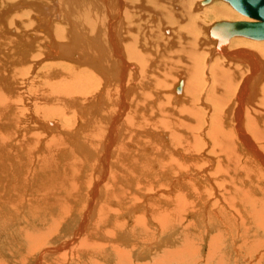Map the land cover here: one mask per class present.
<instances>
[{
  "label": "bare ground",
  "instance_id": "bare-ground-1",
  "mask_svg": "<svg viewBox=\"0 0 264 264\" xmlns=\"http://www.w3.org/2000/svg\"><path fill=\"white\" fill-rule=\"evenodd\" d=\"M138 2V0H0V174H4L0 175V185L2 187L4 185L5 188L9 185L10 179L7 178L10 176L5 179L7 171L12 174L11 181L20 178L18 177L19 169L16 167H23L28 177L33 169L32 165L36 164V168L39 165V168L46 172L49 168H54L55 171L52 170L55 172L54 175L49 173V176H45V181L40 183L43 185L38 187L34 183L37 186L34 189L38 192L37 194L48 197L51 192L55 193L49 183L53 182V179L60 182L58 180L66 176L67 170L64 171L66 167L73 166L76 170L82 167L83 173L80 172L83 175L85 166L89 173L84 180L81 179L83 183L80 184L83 189H86V182L90 180L91 184V172H94L91 169L97 168L95 165H99L100 162L106 167L109 166L111 158L109 155L114 149L115 163L114 160L112 163L116 167H112L115 170L108 181L109 183L113 181L110 189H116L117 192L114 194L115 191H109L111 199L115 198L121 202L119 198L126 197L133 204L131 199L134 201L135 197H139L137 195L134 197L131 195L132 192H126V190L121 193L118 187V184L125 179L128 181L134 177L136 179L134 170L137 167L152 168L149 173L157 180L154 179L152 184L147 183L150 185L149 188L147 185L141 189L157 192L165 188H170L173 192L190 187L205 190L208 185L213 188L216 171L227 170L231 173L230 175L222 174L223 185L230 181V184L227 183L228 186H235L238 195L247 194L245 187H236L238 183L242 186L249 180L260 182L261 206L264 207V40L234 36L233 38L236 39L230 38V42L228 40L220 44L211 34L212 27L220 21L234 20L232 22H235L253 19L239 13L227 0H202L201 3L199 0H146V2L144 0L145 3L141 0V3ZM207 2L211 5L204 7ZM202 8L208 9L198 11ZM136 16L139 17V24L136 22ZM210 17L214 19L207 23ZM18 19L22 22L17 21ZM144 22L148 23L145 25ZM157 30H159L158 33H156ZM142 32L145 35L143 34L141 41L140 33ZM163 33L169 37H165ZM242 45L246 46L242 47ZM235 47L240 49L233 51L230 49ZM223 55L225 58H218ZM43 57L52 61L42 64ZM53 57L59 58V61L66 60L68 64H60L58 60L53 61ZM203 57L206 61L205 68L208 69L205 74H201V66L198 65V61H201ZM234 62L239 63V66L233 65ZM181 71L186 75H183ZM25 74H27L26 77L23 76ZM175 74L179 82L174 83V87H170ZM18 87L22 91L19 89L17 91ZM34 88H36L35 91ZM170 89L180 96L173 95ZM231 93L235 95V98L232 97L234 101L230 104ZM27 98L38 102H33V105L27 108L26 103L29 101ZM41 99H44L46 103L64 104L66 108L62 107L71 116L74 114L73 117L80 113L76 116L80 123L75 125V121L69 115H59L61 117L59 120L61 119L63 123L62 127H57L55 122L49 121L45 127L46 139L34 138L37 133L35 134V129L26 123L24 114L41 123L38 121L41 119L39 112L42 111L44 116L50 113L49 108H40L39 100ZM201 103H205V106L207 103L211 105V108L204 109L200 107ZM257 106H261V110L255 114L254 110ZM74 108L75 112L72 111ZM140 119H147V121L138 127ZM81 135L86 141L84 147L94 149L100 162L99 159L92 158L90 154L82 157L79 155L81 142L78 139ZM204 139L209 143H206ZM206 146H210V160L195 155H199L201 149ZM148 148L149 151H147ZM253 159L258 162H254ZM11 161L15 164L12 165ZM208 163L210 165H206ZM59 166L65 168L60 170ZM120 169H125L130 175L120 174ZM139 169L137 170L140 171ZM212 170H215L214 174L210 173ZM241 170L244 172L242 173ZM14 172L17 173L14 174ZM204 173H206L205 176ZM26 177L21 178L24 179V184ZM30 177L33 178L34 175ZM40 177L34 178L40 179ZM20 181L23 183V180ZM61 182L67 181L64 179ZM140 183L145 185L144 182ZM27 184L30 185L26 183V186ZM199 185H203V188ZM70 186L68 187L71 189L72 186ZM98 186L97 184L92 187L93 196L96 195ZM225 187L222 194L224 199L228 200L231 195ZM12 189L15 188L12 187ZM66 189L67 187L64 192ZM185 192L189 194L190 191ZM204 192H196V197L192 199L197 200L195 206H198ZM75 193H73L74 196ZM77 193H80V190ZM171 193L172 191H168V196L172 197L175 194ZM5 194L1 195L3 205L9 199V195L5 197ZM17 194L13 197L15 198ZM30 198V206L38 210L36 206L38 201L32 196ZM166 199L167 202L164 204L169 206L177 203L175 195L172 199L165 197L163 201ZM70 200H73L72 196ZM155 200L159 202L160 199ZM216 201L213 204H216ZM56 204L60 205V203ZM72 207L74 208L73 204ZM187 207L184 205L185 209ZM17 209L19 204H13L12 210ZM64 209H62L63 214L52 215L51 224L44 223L41 217L31 220L33 225L28 228L27 234L33 233L34 227L36 228L34 232L37 231V233L28 235L26 240L29 243H41L48 238L47 240L58 243L60 251L66 243L60 241L64 236L61 233L63 230L73 233L74 236L82 234L86 229L87 217H78V219L75 216L74 218L66 208ZM193 210L190 211L191 214ZM174 211L176 212V209ZM115 214L118 217L116 222L111 221L115 225L107 229L105 228L109 223L107 225L103 223L107 221V216L98 214L100 219L97 217L95 219L97 221L94 220L95 228L101 227L99 230L101 233L92 232V234L93 236L101 235L102 239L98 236L90 240L88 236L91 232L89 234L85 232L86 236L79 239L77 244L68 243V240L71 250L57 257L58 261L63 260L60 264H65L66 260L72 262L75 258L80 259L82 264L86 259L89 261L90 256L83 257L82 250L86 248L98 252L109 247L113 252L126 256L125 264H135L139 255L144 257L146 254L149 255L152 248L155 249L153 244H157V239L152 237L153 231L150 227L154 214L153 216L150 214L152 216L150 219L144 216L140 219L130 217L127 220L122 219L119 211ZM10 218H4L3 221L9 223L8 226L11 225L9 229L13 230L16 227L18 229V223H21L23 218L21 220L20 216ZM26 221L27 224L31 223ZM128 222L130 227L126 226ZM159 223L165 225V220L161 219ZM137 226L141 228V232L134 233ZM6 231L7 229L2 230L0 237ZM104 235L110 237V239L107 238L108 242L104 239ZM158 239L159 243H163L162 238ZM158 246L160 247V244ZM47 249L51 252L57 250L49 246L45 249L46 252ZM105 253L109 254V252ZM149 263L141 262V264Z\"/></svg>",
  "mask_w": 264,
  "mask_h": 264
},
{
  "label": "rangeland",
  "instance_id": "rangeland-1",
  "mask_svg": "<svg viewBox=\"0 0 264 264\" xmlns=\"http://www.w3.org/2000/svg\"><path fill=\"white\" fill-rule=\"evenodd\" d=\"M138 1L141 3V0H138ZM201 1L199 0L200 3H201ZM142 2H144V0H142ZM145 2H146V0H145ZM210 2L212 3V1H210ZM210 2L205 3L206 5L204 4V7L211 5ZM207 9L208 8H205V9L202 8L201 10L198 9V11H202V10L204 11ZM151 15H153V14H151ZM136 18H137L136 22H137V24H139L140 23V21L138 19L139 17L136 16ZM213 19L214 18H212V17L208 18L207 23L209 21H212ZM17 21L22 22V20H20V19H18ZM229 21H234V20H229ZM239 21H242V20H239ZM146 23H148V22H144L145 25H146ZM164 25H166V24H164ZM149 27H151V26H149ZM158 31L159 30H157L156 33H158ZM143 34L145 35V33H143V32L140 33V36H141L140 40L141 41L143 40L142 39ZM172 34H174V32ZM163 35H164V33H163ZM164 36L169 37V35H166V34ZM237 37H243V36H237ZM231 39H236V38L231 37ZM230 40H229V42H230ZM239 40H242V39H239ZM245 46L246 45H242V47H245ZM240 47H235V49L234 48H230V49H232V51H233V50L240 49ZM214 57H216V55ZM214 57H212V58H214ZM222 57H224V55L219 56L218 58L221 59ZM43 58L41 59L42 64H43V62H46V61H50V60L52 61V59L48 60L45 57H43ZM58 59L59 58H57V57H55V58L53 57V61H57ZM204 59H205V57H203L201 61H198L199 62L198 65L201 66L200 70H202L201 74L202 73L205 74V71H206V73L208 71V69L205 68L206 67V61ZM57 62L60 64L61 63L68 64V62L66 60L65 61L64 60L63 61L58 60ZM228 62L230 63V60ZM29 64H31V63H29ZM232 64L235 66H239V63H236V62H234ZM23 69L25 70V67H23ZM182 74L186 75L184 72H182ZM26 75L27 74H25L23 76L26 77ZM207 76H208V74H207ZM19 79H20V77H19ZM177 82H179V80L175 74L174 81L172 83H170L171 84L170 87H174ZM19 88L20 87L17 88V91ZM171 89H173V88H171ZM35 90H36V88H34V91ZM19 91H22V90L19 89ZM171 92L175 96H180L178 94L176 95L174 90H171ZM27 96H29V95H27ZM232 97L235 98V95L233 96V94L231 93V96L229 98L230 104H231V102L234 101ZM256 97H257V95H256ZM27 100H29V98H27ZM39 101H41L40 108H42V109H44V108L48 109L49 108L48 112H50L52 115L50 113H48L49 116L48 115L44 116V113H42V111L39 112V114L41 115L40 116L41 119L38 121L39 122L41 121V123H38L37 121H34L33 118H29V117H27L26 114H24V116L26 118L25 119L26 123L29 124L31 126V128L35 129L34 133L35 132L37 133V134L35 133L36 136L34 138H39V139L45 138L46 139L45 134H47V129L45 127L47 125V122H49V121L55 122L57 127H59L63 124L61 119L59 120V118H61L60 116H63V115H66V116L69 115L70 117H72V119L75 121V125L76 124L78 125L80 123V120L78 118H76V116H79L80 113L78 115L76 114L74 117H73L74 114H72V116H71L70 113L68 114V111L63 108V107H65L64 104L61 105L62 103H58V105H59L58 106L57 103L56 104H54L53 102H47L46 103L44 99H41ZM28 102L30 104H28ZM33 102L35 103L38 101H36L35 99H31V100L27 101V103H26L27 108L28 107L30 108L33 105ZM52 104L54 106L55 105L56 106L54 107ZM206 105L207 106H205V103H201L200 107L202 106L204 109L211 108V105H209L207 103H206ZM259 110H261V106L255 107V110H254L255 114ZM64 111H66V112H64ZM72 111L75 112V108ZM61 112H64V113H61ZM245 114H246V111H245ZM140 120H141V122H140V124L138 123V127L140 125H143L147 121V119H140ZM166 133L168 134V132H166ZM43 134L45 136H43ZM83 138H84V136L81 135L80 139H78L81 142V143L79 142L80 143L79 148H81V151H79V155L82 157L83 155L88 156L90 154L91 157L93 156L92 158L95 157V159L98 160L99 158H98V156H96L98 154L95 151H93L94 149L90 150L89 148L84 147L86 145V141ZM82 141H84L85 143ZM204 141L206 143H209L208 141H206V139H204ZM81 145H82V147H81ZM209 149H210V146H206L205 148L201 149L199 155L195 154V151H193V154H195L197 157L200 156L202 158H206V159L210 160L209 154L211 152L209 151ZM147 151H149V148ZM91 152H93V154ZM112 153H114V149L111 150V153L109 155L111 158L109 159L110 163H108V165H109V166H107L108 168L106 166H104L100 162V159H99L98 161L100 162L99 163L100 166L95 165L97 168L91 169V171L94 170V172L93 171H92L93 173L91 172V174H92L91 184H90V180H89V182H86V184H85L86 189H83L82 184H80V183H83V181L81 182V179L83 178V180H84L86 177V174L89 173L88 169H85V166L83 168V171L85 174V175L83 174L84 176L82 175L83 172L81 171L82 167H79V168H77L79 170H76L73 166H68L66 168L59 166L60 170H62L64 168H65L64 171L67 170V171H65L66 176L65 175L62 176V179L58 180L60 182H57L55 179H53L54 180L53 182H55V181L56 182L54 184H53V182L49 183V186L52 187L51 188L52 190L54 189L53 192H55V193L51 192V195L48 197L47 196L45 197V195L42 196L41 194H37L38 192L34 189H36L37 186L39 187L40 185H43L40 183H43L45 181V176H49L50 174L55 173L54 168H49L46 172V170H41L39 168V165H37V168H36V164L32 165L33 169H31L30 176L34 175V177L36 176V178H39L40 176L43 177V175H44V177L42 179H41V177H40V179H36L33 177L34 180L36 179L35 181L32 180L33 178H31L30 176L28 177L26 175V172L24 171L23 167H20V168L16 167L19 169L18 171L20 172V174L18 173V175H19L18 177H20V178L15 180V181H13L14 180L13 179L12 180L13 182L11 181L12 174L8 173V171H7L5 174V179H6V177L10 176V178H7V179H10L9 181L11 184L9 183V185L6 186V188L4 187V185H3L4 188L0 185L1 186L0 193L2 191L7 193V194H5L4 192H2V194H0V197H1V195L3 196L4 194H5V197L9 195V199L6 201L5 205H3V202H1L2 197L0 198V203H1L0 204V232L2 230L4 231L6 229H7V231L9 230L10 232L6 231V233L1 234L2 237H0V264H60L63 262V260L58 261L57 257L59 255H62L65 251L71 250V244H68V243L73 244V242H75L77 244V242L80 241L79 239L86 236V233L89 234L91 232L90 234L92 236H93L92 232H98L99 233L100 232L99 230H101V227L95 228V225H96L95 221H97L95 219H97V217H98V219H100V216H102V215H105L108 218L106 221L107 223L102 220L103 223H105V225H107L109 223L105 229H107V227L110 228L111 226H114L115 223L112 224V222H116L115 220L118 217L116 216L115 213H117L118 211L120 212V215L122 216L123 220H127L130 217L140 219L141 217H144V216L145 217L148 216L147 218L150 219V217H152L154 214V217L151 219H153V222H155V225H153V222L151 220V223H150L151 226L150 227H151V231H153L152 237H153V239H157V244L156 243L153 244V247L155 249L152 248L151 251L149 250L151 252V253H149V255L146 254L145 257H144V255L143 256L139 255L138 256L139 259L136 260L135 264H138L139 262L141 264L142 261H143V263L144 262L149 263L152 260L153 261L149 264H152V263L153 264H156V263L157 264H161V263L162 264H264V226L262 225V224H264V207L261 206V183L260 182L256 183L257 180H256V182L249 180V181H246L245 184H242V186H241V183H238V185L236 184L237 188L238 187H245L246 188L247 194L241 193L243 196L245 195L243 197L240 194L238 195V193H236V189L234 188L235 186H230V187L228 186L230 184L229 183L230 181L225 182V185H223V183H224L223 179L224 178H223L222 174L223 173H229V175H230L231 172H227V170H225L224 172H223V170H219V171H216V176L214 175L215 186H213V188L208 185V187L205 188V190L204 189L200 190L198 187H196L197 189L190 187L189 188L190 190L184 188V189H180L178 191L176 190L174 192L170 188L169 189H167V188L159 189L158 192L157 191H148V189L145 190V189H141V188L143 186H147L149 183L152 184L154 182V179H156V178H154V176L151 177V174L149 173L150 170H152V168L145 169L146 168L145 167V168L139 169L137 167V169H139L140 171H138L137 169L134 170L136 175H137L136 179H135V177L133 179H131L130 181H128V179H125L123 182L121 181L118 184V187H120L119 192H121V193H123V191L126 190V192H128V191H130V193L132 192L131 195H133L134 197L136 195L139 197L138 198L135 197L134 201H133V199H131V201L134 202L133 204L131 202H129L130 200H128L126 197L119 198V200L121 201V202H119L118 199L116 200L115 198H112V199L109 198V191H115L114 194L117 192L116 189H110L111 185H113V181L110 183L108 181V178L112 177L113 170H115L112 167H116V165L112 163V161L115 159V153H114V155ZM99 154H101V152H99ZM77 158H79V157H77ZM253 160H254V162L255 161L258 162L256 159H253ZM12 161H11V164L14 165L15 163ZM114 163H115V160H114ZM112 165H114V166H112ZM206 165H210V164L208 163ZM152 167L155 170V167L154 166H152ZM53 169H54V171H52ZM74 169H75V171H74ZM21 170L24 172L22 173ZM33 170H34V172H33ZM85 170H87V172H85ZM70 171H71V173H70ZM241 171H242V173L244 172L243 170H241ZM16 173L17 172H14V174H16ZM40 173H41V175H39ZM94 173L97 176L93 175ZM119 173L123 174V175H130V173H128L125 169H120ZM145 173H146V175H145ZM210 173L214 174L215 170L210 171ZM2 174L3 173H1L0 175H2ZM22 174H23V176H22ZM80 174L82 177L80 176ZM205 174L206 173H204V176H205ZM90 175H89V177H90ZM148 175H149V177H147ZM24 176L25 177L27 176L25 178L26 183H30V185L27 184V186H26V183L24 184V179H21V178H24ZM99 176H101L102 178L101 177L97 178ZM217 176H218V178H217ZM244 176H246V174H244ZM151 178L153 179V181H150V180H152ZM64 179H65V181H67L69 183H67V182L62 183L61 181H63ZM142 179H144V181H142ZM20 180H23V183ZM95 180L96 181L99 180L98 181L99 183L96 182ZM104 180H106V181H104ZM92 182H94V183H92ZM140 182H144L145 185H143V183L141 184ZM219 182H220V184H219ZM34 183H36L37 186ZM137 183L141 184V185L139 186ZM227 183H229V184H227ZM97 184L99 186L97 187V190L95 191L96 195L93 196L92 195V191H93L92 187H95V185L97 186ZM133 184H134V186H133ZM69 185L72 186V187L70 186L71 189H73L72 191L68 187ZM90 185H92V186H90ZM149 186L150 185H148V188H149ZM202 186L203 185H199V187H202ZM225 186H228V187H225ZM9 187H11V189ZM12 187L15 189L13 190ZM66 187H67V189L65 190V192H67V194L64 192V189ZM130 187H132V188H130ZM220 187L222 189H220ZM223 187L227 188V192L231 195L229 197V199H231V201L229 199L227 200L226 198L224 199ZM7 188H8V190H7ZM233 188H234V190H233ZM9 189H10V191H9ZM16 189H18V190H16ZM212 189L213 190L215 189V191H213ZM228 189H229V191H228ZM12 190H13L14 194L12 193ZM57 190H58V192L56 193ZM60 190H62V191H60ZM79 190H80V193H77ZM101 190H103V191H101ZM167 190L169 192L172 191L173 194L175 193L174 195H175V198H177V200H176L177 203H174V204L172 203L170 206L167 204H164L165 202H167V199L165 201H163L165 199V197H167V198L170 197L171 199L174 198V195H172V197H171V195L168 196ZM191 190H193V191H191ZM185 191H187V192L190 191L192 193V195L189 192V194H190V196H189V194L186 193ZM197 191H205V192H204V196L201 197L199 204H197L198 206H195L196 205L195 202L197 200L193 201L194 200L193 197L194 198L196 197L195 194ZM16 192L19 194H17ZM181 192H184V193H181ZM58 193H59V195H58ZM61 193H62V196H61ZM73 193H75L76 197L73 195ZM134 193H135V195H134ZM15 194H17V196L14 198L13 195L15 196ZM78 194H79V196H78ZM88 194H90V195H88ZM146 194H147V196H146ZM87 195H88V197H87ZM30 196H32L33 199L38 201V204H36V206L38 207V208L37 207L36 208L38 210H35L34 207L30 206V199H31ZM71 196H72L73 200H70ZM112 196H110V197H112ZM222 196H223V198H222ZM17 197H21V198L17 199ZM68 197H69V199H68ZM232 197L234 200L232 199ZM181 198H183V199H181ZM24 199H25V201H24ZM81 199H83V200H81ZM155 199H157V200L160 199V200L158 202ZM13 200H16V201H13ZM68 200H70V201H68ZM184 200L187 202H185ZM51 201H53V202H51ZM108 201H109V203H108ZM191 201H193V202H191ZM215 201H216V204H213V202H215ZM56 203H60V205H57ZM86 203H87V205H86ZM190 203L192 204L191 206H190ZM13 204L14 205L19 204V209H17L16 211L12 210ZM65 204H67V205L65 206ZM72 204H73L74 208L72 207ZM74 204H77V205H74ZM80 204H81V206H79ZM84 204H85V207H84ZM126 204H127V206H126ZM217 204H218V206H217ZM181 205H183V206L181 207ZM184 205H187L188 207L185 209ZM87 206L90 209L87 208ZM191 207H193V208H191ZM64 208H66L69 211L70 215L74 216V218H76V217L81 218L84 216L87 217L86 229L83 230L82 234L74 236L73 233H71L69 231L67 232V230H63L61 233L64 236L60 239V241H63V242L65 241L66 243L62 246L60 251L58 250L59 249L58 243L51 242V241L47 240L48 238L44 239V241L47 240L46 242L43 241L41 243H39V242L38 243L37 242L36 243H29L26 240L28 238L27 237L28 235L31 236L32 234L34 235L37 233V231L34 232V230L36 229L34 227L33 233L27 234L28 228L33 225V222H31V220L34 221L37 218L41 217V219L45 221L44 223L51 224L52 215L58 216V215L63 214V210H65ZM75 208H77L78 210ZM103 208L104 209L107 208L106 209L107 212L104 211ZM139 208H141V209H139ZM166 208H167V210H166ZM190 208H191V210L195 209L192 211L193 212L192 214L190 212L191 211ZM197 208H199V210L196 211ZM74 209H75V211L76 210L77 211L75 212ZM82 209H84L85 212H84V210L82 211ZM175 209H176V212L174 211ZM201 209L202 210L204 209V210L201 211ZM212 209L215 212H213ZM220 209H221V211H220ZM70 210H73V211H70ZM114 210H116V212ZM183 210H184V212H183ZM122 211L124 213H122ZM131 211H132V213H131ZM154 211H157V212H155L156 214L154 213ZM167 211L169 213L166 214ZM199 211L201 213L202 212L203 213L201 214V213H199ZM77 212H78V214H77ZM186 212L188 214H186ZM195 213H197V214H195ZM74 214H77L78 216L74 215ZM98 214L100 216H98ZM114 214H115V216H114ZM150 214L152 216H150ZM158 214H160V215H158ZM173 214H175V216ZM198 214H201V215H198ZM81 215H83V216H81ZM19 216H20V220H21V218H23V220L21 221V223H18V225H19L18 229H17V227L13 230L9 229L11 227V225L8 226L9 223H6L3 221L4 218H10L11 217L10 219H12L13 217L19 218ZM49 217H50V220H49ZM113 218H115V219H113ZM262 218H263V220H262ZM161 219H163V221L165 220V225L164 224L162 225L159 223V221ZM26 220L30 221L31 223L28 222V224H27ZM181 221H183V222H181ZM261 222H263V223H261ZM89 223H90V225H89ZM110 223H111V225H110ZM126 226L130 227L129 222L126 223ZM23 228H24V230H23ZM88 229H89V231H88ZM94 229L95 230L97 229V230L95 231ZM159 229L164 230L163 231L164 234L162 233V230L159 231ZM139 231L141 232V228L139 226H137L134 233H136V232L139 233ZM157 232H160L159 234L162 237H160V235L157 234ZM90 234H89V236L87 235L88 237H90V240L94 239V237L99 236V235L95 234V236L92 237ZM164 235H166V236H164ZM103 237L107 242L110 239V237H108L106 235H104ZM99 238L102 239L101 235L99 236ZM107 238H109V239H107ZM158 238H162L163 243L162 242L159 243ZM70 240H71V242H70ZM67 241H68V243H67ZM35 244L37 246H35ZM159 244H160V247L158 246ZM39 245L41 248L39 247ZM48 246L51 248H57V250L56 251L52 250V252H51L50 250L47 249L48 251L46 252L45 249L48 248ZM120 246H122V245H120ZM157 247H158V249H156ZM39 249H41V250H39ZM30 250H31V253H30ZM82 252L84 254L83 255L84 258L85 257L88 258L90 256V258H88L89 261H87V259H86L84 264H125V260H126V258H125L126 256H123L122 254H117V253L113 252V250H111L109 247L104 249V250L98 251V252L96 250L91 249V248H86V249L82 250ZM105 252H109V254L105 253ZM81 256H82V254H81ZM108 256H109V258H108ZM149 256H151V257H149ZM157 258L158 259L161 258V259L159 261H157L158 260ZM35 259H36V263H35ZM79 260L80 259H78V258L73 259L72 262H74V263H72L70 260H66V261L69 263L71 262L72 264H82V262ZM67 262H65V264H68Z\"/></svg>",
  "mask_w": 264,
  "mask_h": 264
},
{
  "label": "water",
  "instance_id": "water-1",
  "mask_svg": "<svg viewBox=\"0 0 264 264\" xmlns=\"http://www.w3.org/2000/svg\"><path fill=\"white\" fill-rule=\"evenodd\" d=\"M241 14L253 20L220 21L216 23L211 34L220 44L226 43L231 37L245 36L264 40V0H227Z\"/></svg>",
  "mask_w": 264,
  "mask_h": 264
}]
</instances>
